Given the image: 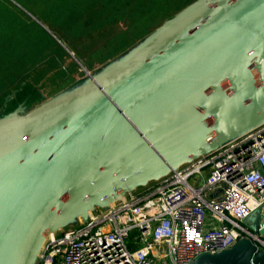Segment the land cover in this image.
Returning <instances> with one entry per match:
<instances>
[{
  "label": "water",
  "instance_id": "1",
  "mask_svg": "<svg viewBox=\"0 0 264 264\" xmlns=\"http://www.w3.org/2000/svg\"><path fill=\"white\" fill-rule=\"evenodd\" d=\"M85 72L0 116V264H32L48 231L264 121V0H196ZM243 224L264 241V205ZM189 264H264V251L241 238Z\"/></svg>",
  "mask_w": 264,
  "mask_h": 264
},
{
  "label": "built area",
  "instance_id": "2",
  "mask_svg": "<svg viewBox=\"0 0 264 264\" xmlns=\"http://www.w3.org/2000/svg\"><path fill=\"white\" fill-rule=\"evenodd\" d=\"M142 187L51 233L32 264H189L241 238L264 251L243 224L264 205V121Z\"/></svg>",
  "mask_w": 264,
  "mask_h": 264
},
{
  "label": "crops",
  "instance_id": "3",
  "mask_svg": "<svg viewBox=\"0 0 264 264\" xmlns=\"http://www.w3.org/2000/svg\"><path fill=\"white\" fill-rule=\"evenodd\" d=\"M195 1L187 0L179 9L167 12L168 0H0V89L3 85L9 86L22 71L28 69L35 61L37 49L43 42H47L48 50L41 45L40 48L47 51L40 53L36 59L50 52V48L56 49L41 31L24 25L11 7L23 10L22 6H25L30 19L49 36V31L55 30L63 38L59 41L63 45L67 43L70 47L67 50L55 40L65 52V55H61L60 51H56L61 56L60 68L66 73H59L62 80L56 77L48 78L56 79L50 85L54 89L43 95V100L30 106L33 108L80 85L86 79V75L81 79L73 78L75 70L72 60L75 53L87 63L84 71L94 74L115 63L165 21ZM157 12H162V15L158 17ZM142 26L145 30L138 34ZM131 33L136 34L132 36ZM124 35L129 39L123 45L124 49L117 55V52L107 54L106 52ZM66 59L68 62L64 63ZM46 81L47 79H44L43 86ZM59 83L64 85L55 88V84ZM11 93L14 95V91ZM12 96L3 102H7Z\"/></svg>",
  "mask_w": 264,
  "mask_h": 264
},
{
  "label": "trees",
  "instance_id": "4",
  "mask_svg": "<svg viewBox=\"0 0 264 264\" xmlns=\"http://www.w3.org/2000/svg\"><path fill=\"white\" fill-rule=\"evenodd\" d=\"M22 7L23 10L21 8H16V7H11V8L15 11L16 14L20 16V18L22 19V23L24 25L33 26L39 31H41V33L44 35L46 39H50L49 41L51 45L54 44L56 46V49L53 50V48H50V52L48 51L43 56L36 59V57L40 53H44L48 50L47 42H43L41 45H43L45 49L47 48V50L43 51L40 48L41 46L40 45L37 49L35 61L28 66V69L22 71L18 75V77L12 81V83L9 86L3 85L1 87L0 114L11 111L18 104H21L23 107L30 108V106H32L33 104H36L37 102L43 100L44 99L43 95H46V93L48 92L46 91L43 93L40 90L45 83L44 79H48L52 77L61 78L59 77V73L60 74L66 73V71H62V68H60V64L62 62L61 56L57 54L56 51H60L61 55H65V52L56 43L55 39H52V37L49 36V34L45 30H43L34 20L30 19V17L26 13L27 8L25 6ZM41 23H43V21ZM65 76L66 75H63V77ZM59 80H62V78ZM12 91H14V95L7 102L4 103L3 102L4 98L7 95H9Z\"/></svg>",
  "mask_w": 264,
  "mask_h": 264
},
{
  "label": "rangeland",
  "instance_id": "5",
  "mask_svg": "<svg viewBox=\"0 0 264 264\" xmlns=\"http://www.w3.org/2000/svg\"><path fill=\"white\" fill-rule=\"evenodd\" d=\"M186 1L187 0H168V3H169V9L167 10V12L170 10V11H175V10H177V9H179L181 6H183V4L184 3H186ZM167 3V4H168ZM166 12V13H167ZM157 14V16L159 17V16H161L162 15V12H160V13H156ZM145 30V28L142 26L141 28H140V31L138 32V34L139 33H141L142 31H144ZM50 32V34H51V37H52V39H55V40H58L59 41V39L61 40V36H59V34L54 30V31H49ZM136 33H131V35L133 36V35H135ZM126 37H127V35H124L122 38H120V40L119 41H117L116 42V44L114 45V47H111V49L110 50H108L106 53L107 54H113V53H116V55L120 52V50L122 51L124 48H122L123 47V45L125 44V42H128V40L129 39H126ZM63 39V38H62ZM65 40H66V37L64 38ZM60 42V44H62V42L61 41H59ZM62 46L64 47V48H70L69 47V45L66 43L65 45H63L62 44ZM68 50V49H67ZM79 55H76V53L74 54V59L72 60L73 61V65H74V70H75V72L73 73V78H78V79H81V78H83L86 74H85V71L84 70H86V66H85V64H87L85 61L83 62L79 57H78ZM115 56V55H114ZM69 60H70V58H68ZM65 61V60H64ZM68 62V60L66 59V61L64 62V63H67ZM82 68V69H81ZM65 71V70H64ZM69 72V69L67 68V73ZM56 79H47V81H46V85L45 86H43L40 90L44 93V92H46V91H50V90H52V89H54V87H51L50 85H52V83L55 81ZM62 84L63 83H59V84H55V88H58V87H60V86H62ZM64 84H65V82H64ZM63 84V85H64ZM25 108V111H28V110H30L31 108H27V107H24ZM8 113V112H7ZM4 114H6V113H2V114H0V116L1 115H4ZM151 184V180L150 181H148L147 183H146V186H148V185H150ZM142 188H144V187H142V186H138V187H136L135 188V190L136 191H139L140 189H142ZM94 208H96V207H94ZM90 212H93V209L90 211ZM86 217H87V215H86ZM79 218V219H78ZM80 220H82V218L81 217H77V218H75V217H73L71 220H69L68 222H66L64 225H62V227H59L58 229H56L55 230V232L53 231L52 233H54V234H57V233H59L60 232V230H62V231H67V230H70V229H73V228H75L77 225H78V221H80ZM45 239V238H44Z\"/></svg>",
  "mask_w": 264,
  "mask_h": 264
},
{
  "label": "bare ground",
  "instance_id": "6",
  "mask_svg": "<svg viewBox=\"0 0 264 264\" xmlns=\"http://www.w3.org/2000/svg\"><path fill=\"white\" fill-rule=\"evenodd\" d=\"M110 203V202H109ZM87 211V210H86ZM88 214V213H87ZM79 219V218H78ZM55 232V231H54ZM51 233H52V231L50 230V231H48L47 233H46V235H45V239L47 238V237H50L51 236Z\"/></svg>",
  "mask_w": 264,
  "mask_h": 264
}]
</instances>
